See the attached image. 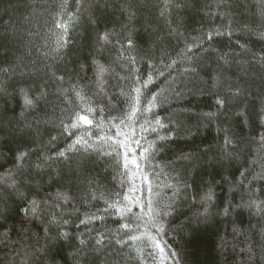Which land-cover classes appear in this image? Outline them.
<instances>
[{
  "label": "trees",
  "instance_id": "1",
  "mask_svg": "<svg viewBox=\"0 0 264 264\" xmlns=\"http://www.w3.org/2000/svg\"><path fill=\"white\" fill-rule=\"evenodd\" d=\"M80 3L83 7L76 0H0V81L8 92L0 96V175L15 167L19 151L30 150L29 160L25 161V179L33 178V185L40 184L38 196L32 193L27 201H22L0 183V264H90L91 257L74 258L79 245L71 238L89 228L93 230L91 236L105 233L108 241L99 251L92 252L94 241L88 246V251L98 257L94 264H107L111 260L116 264H148L135 251L137 247L143 248L144 242L131 246L116 242L127 239V235H140L145 231L143 223L135 232L127 233L120 225L134 221V217L130 221L116 216L114 211H101L107 206L105 200L112 202L117 193L122 199L128 184L121 187L123 170L116 157L104 154L111 151L108 144L96 137L115 136L116 130L107 124L108 118L128 110L129 94L138 86L135 77L144 79L149 72L154 77L158 72L164 73L145 90L146 97L159 93L158 106L154 113L142 116L139 123L158 116L168 125L158 130V135L168 139L158 142L159 151L153 163L159 167L154 169L156 176L151 177L153 207L171 213L156 217L165 228L164 241L177 254L175 261L167 264H264V213L254 208L238 209L227 216L217 212L229 202L235 206L252 197L264 200V181L249 185L248 180L241 183L240 177L246 170L249 179L264 172V142L260 140L264 127L257 120L243 126L236 124L232 118L234 110L227 113V118L212 124L202 119V113L215 110L211 77L219 67L215 54L196 49L187 52V46L196 43L195 37L219 29L233 31V35L216 37L213 48L239 53L235 43L239 40L259 53L264 49V39L252 33L264 32V0H171L164 15L161 12L165 0H80ZM62 4L66 6L62 8ZM67 13L76 19L71 21L65 35L67 43L58 49L57 41L63 30L56 25L69 19ZM105 32L115 33L111 43L98 39ZM129 37L134 44L131 50L126 47ZM185 54L193 59L182 60ZM129 56L136 58L134 65ZM250 59L237 56V63L226 69L225 75L233 86L239 83L248 88L245 103L255 112L264 97V66L249 65ZM93 60L110 69L103 85L97 83ZM172 61L177 63L170 68ZM189 68H196V73L184 71ZM4 69L8 72L4 73ZM21 81L48 92L45 101L35 110L25 112L24 117L20 116L21 102L13 98ZM227 85L226 80L220 89ZM74 86L86 98L85 106L104 109L97 117L105 120V126L92 127L91 136L85 137L89 143L95 141L96 150L81 149L69 161L53 164L51 174L56 183L47 175L41 182L35 168L29 169L28 165L39 162L51 137H58L56 150L65 148L75 138L62 136L60 127L61 120L68 123L69 113L81 103L72 91ZM58 89H67L72 103L65 101ZM132 127L139 137L138 125ZM224 129L229 130L233 140L228 149L232 156L219 162ZM121 131L128 132L129 128L122 127ZM189 132L193 135L189 136ZM76 134L82 135L83 129ZM143 135L155 140L157 134ZM209 148L211 151H207ZM182 153L198 154V159L191 164L181 161L178 157ZM46 154H51V150ZM140 183L137 179V186ZM209 188L214 200L204 205L209 208L207 218L197 217L198 212H203L201 204ZM251 189L255 191L250 196ZM57 191H66L72 202L56 208V201L49 196ZM93 194L97 199H92ZM135 195L143 200L149 198L146 190H138ZM34 198L48 200L47 205L42 204L39 218L24 212L28 201ZM133 213L144 215L135 207ZM86 214L103 215L104 219L80 225ZM53 216L61 222L59 229L51 223ZM5 218L7 223H3ZM64 219L70 221L68 225L62 224ZM58 230L68 232L69 238L51 240ZM82 238L87 241L89 236Z\"/></svg>",
  "mask_w": 264,
  "mask_h": 264
},
{
  "label": "snow or ice",
  "instance_id": "2",
  "mask_svg": "<svg viewBox=\"0 0 264 264\" xmlns=\"http://www.w3.org/2000/svg\"><path fill=\"white\" fill-rule=\"evenodd\" d=\"M80 7H83V4L80 3V0H76ZM171 0H165V9L161 12V15H164L167 11V8ZM66 4H62L61 7L64 8ZM69 19L62 23H57V27L63 30V34L58 38L57 44L58 49L65 46L67 41L65 40V35L70 27L72 20H75L76 17L72 13H67ZM245 29H242L244 31ZM246 30L252 32L251 29ZM254 35L260 36L261 39H264V32L252 33ZM233 31H220L215 29L208 31L202 36L195 37V44L187 46V52L192 53L193 49H196L201 53H208L209 55L215 54L216 60L218 63L219 70L215 75L211 77L212 88L214 89L213 95L215 96V110L209 111L201 114V118L209 122V124L215 123L220 118H227V113L232 111V118L234 122L240 126H243L246 122L257 120L261 127H264V97L261 98L260 104L261 107L259 111H252L250 107L245 103L248 100L249 90L243 85L236 83L233 86V83L225 75V70L230 68L232 64H236L237 56L250 57L249 65L251 63H258L264 66V49L259 53L253 52L246 44H241L239 40L235 43L240 49V52L235 51L229 52H220L217 49L213 48L212 43L216 37L227 36L231 38ZM115 36V33L105 32L99 36V40L104 43H111V38ZM119 43V41H117ZM207 45V46H206ZM127 49L131 50L134 47L133 40L129 37L126 41ZM121 56H123V49L121 51ZM129 61L134 65L136 63V58L133 56L128 57ZM182 60L191 61L193 56L182 55ZM177 61H172V64L168 67H173ZM151 66V62H149ZM92 65L94 67V74L97 80V83L103 85L105 74L110 71L104 64L100 63L98 60H93ZM185 72L196 73V68L185 69ZM4 73H7L8 70L4 69ZM163 72H158L154 77L152 72L147 74V77L141 79L140 76L135 77L137 87L132 88L131 93L129 94V107L128 110L122 113L120 116H112L107 120V124L110 125L113 129L116 130L115 136H98L97 140L104 141L108 144L111 151L104 153L108 156H113L117 158V164L122 168L121 173V187H124V184H128L127 190L123 193L122 199H120V194L117 193V199L112 202L105 200L106 207L102 209L104 213H110L114 211V214L122 219H128L132 221L126 222L120 225L121 230H126L127 233L135 232L137 228L143 227V231L140 235H127V239H118L116 242L120 245H135L136 242H144V247L135 248L138 257L141 260L147 261L148 264H167L168 261H175L176 253L170 248V246L164 241L163 235H166L165 228L162 224H158L156 219L157 216H168L171 213L168 211H158L153 207V201L151 199V194L153 192L152 180L151 177L156 176L154 169L158 168V164H154L153 161L156 159V153L159 151L158 142L165 141L168 139L167 136L158 135L159 129H166L168 125L162 122V119L156 116L153 120H144L143 124H140V118L146 116L147 114L154 113L155 108L158 106L156 101L159 96V93H152L151 97L145 96V90L149 89V86L153 84L155 78L163 76ZM59 80H63V77H57ZM228 81V85L222 90L220 85L224 81ZM61 97L68 103H72L68 100L66 93L67 89H58ZM72 91L74 92L75 97L81 103L73 107L69 113V122L65 123L63 120L60 122V127L62 128L61 135H66L68 138L75 137L72 139V142L67 144L63 149L56 150V141L58 137L53 136L48 141V144L44 146L45 150L41 153L39 162L35 165L29 164L28 167H32L36 170V176L39 177V180L42 182L44 176L47 175L52 183H56V177L52 176L53 164L58 162H67L71 159L72 154L79 153L81 149L84 151L96 150L95 141L89 143L88 139H85L86 136H91L90 129L96 127L97 129H103L105 126V120L101 117H97V113H103L104 109L102 107L93 108L90 106H85L86 98L82 95V91L77 90L76 86L73 87ZM8 95L6 88L3 85V82L0 81V96ZM48 92L40 88L37 90V87H34L31 84H28L24 81H21L14 89L13 98L18 99L22 104V111L20 116L24 117L25 112L29 110H35L42 102L45 101ZM138 125L141 135L136 137V129L132 125ZM122 127H128L129 131H121ZM179 129V125L175 126ZM83 129L82 135H77L76 133L80 132ZM225 136L223 145L221 146L219 157V162H222L224 159L231 158L232 153L228 151L229 148L233 146L232 137L228 134L229 130L224 129ZM144 133H153L157 134L155 140H148L147 136L143 135ZM170 136H174L175 133H169ZM189 136L193 133L189 132ZM260 140L264 142V134L260 136ZM51 150V154H46ZM211 151V148L207 149ZM30 150L29 151H19L15 156V167L13 169L7 170L4 174L0 175V183L6 185L12 193L16 194L22 201H27L28 196L32 193L39 195L40 184L37 183L33 185L32 179H25V161L29 160ZM181 161H187L190 164L198 159V154L194 153H182L179 157ZM59 175V173H57ZM241 183L244 180H248V184L251 185L257 180L264 181V172L256 173L252 175L249 179L247 175V170L240 173ZM140 180V185L137 186L136 180ZM51 186V184L49 185ZM168 187H172L169 185ZM183 187L187 188L188 185ZM138 190L141 192L146 190L149 194L147 200H143L140 196L135 195ZM255 189H251L249 195H252ZM50 200L56 201L55 207L61 208V205H67L72 202V197L66 191H57L54 195L49 196ZM92 199H97L93 194ZM103 199V197H101ZM214 200V194L212 189L209 188L206 195L203 197V203L201 207L203 212H198L197 217L207 218L209 213V208L204 206L205 204H212ZM42 204L47 205L48 200H38L32 199L28 201L27 207L24 209L25 215H31L33 217L39 218V213L43 210ZM140 209V212L144 215L133 213V208ZM247 208L249 210L256 209L258 213H264V200H258L255 197H252L248 202L242 203L240 205H232L231 202L226 204L222 209L218 208V214L229 215L232 211L242 210ZM145 209L147 210L145 212ZM2 214V213H0ZM147 217L145 221L144 217ZM103 215H85L84 219L80 220V225H89L93 221L103 220ZM69 220L64 219L62 221L63 225H68ZM3 223H7L5 218ZM52 224L59 226L61 222L56 219L55 216L52 217ZM154 229V232L152 231ZM45 231H48L46 228ZM92 229H88L86 233H81L80 236L71 237L78 241L79 247L77 248L74 258L80 257L83 260H89L91 257L90 264H94V261L98 259L92 255V252L99 251L107 241V234L97 232L93 237L91 236ZM7 238V233L4 234ZM88 235L89 239L86 241L83 236ZM69 238V233L66 231H57V234L53 237H50L53 241H63L64 239ZM94 245L92 252L88 251V246ZM131 242V244H130ZM107 264H116L115 260L108 261Z\"/></svg>",
  "mask_w": 264,
  "mask_h": 264
}]
</instances>
